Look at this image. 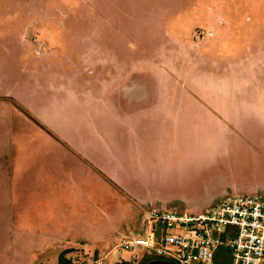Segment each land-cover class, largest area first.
Returning <instances> with one entry per match:
<instances>
[{
	"label": "crops",
	"instance_id": "crops-1",
	"mask_svg": "<svg viewBox=\"0 0 264 264\" xmlns=\"http://www.w3.org/2000/svg\"><path fill=\"white\" fill-rule=\"evenodd\" d=\"M221 6L159 0L155 17L143 18L146 30L139 18L102 14L113 28L120 19L110 35H121L123 51L81 15L74 22L86 26L68 31L67 49L36 51L50 58L51 105L7 99L14 111L0 130V206L20 216L25 231H75L82 242L93 231L103 248L118 230L143 235L150 207L167 211L185 195L201 203L184 207L204 214L219 202L203 200L264 176V37L256 35L258 47L240 44L222 56L219 44L231 34L181 35L169 26L177 12L185 20L188 12H207L214 26L226 25ZM36 84L37 93L46 89ZM44 111L72 129L57 131L66 142L58 145L61 156L32 124V117L48 122ZM57 233L43 235L56 242Z\"/></svg>",
	"mask_w": 264,
	"mask_h": 264
},
{
	"label": "rangeland",
	"instance_id": "rangeland-1",
	"mask_svg": "<svg viewBox=\"0 0 264 264\" xmlns=\"http://www.w3.org/2000/svg\"><path fill=\"white\" fill-rule=\"evenodd\" d=\"M44 1L46 2L45 7H39L37 0H0V130L5 127L3 123H6V120L3 118H8L7 112L14 111L10 107V103L6 101L7 99L10 102H15L20 97L27 98L34 107H49L51 105L49 99L52 98L53 93L47 89L52 82L51 68L47 64L50 58L38 57L36 51L67 49L70 42L68 31H76L86 26L80 23L75 24L74 18L89 15L93 24L87 25L93 28L94 26L99 27L102 32L108 35L109 46L118 47L119 45L120 51H123L125 41L122 40L121 35L119 39L110 35L116 31V23H119L120 26V19L114 20L115 28H113V25L103 22L100 16L102 14L115 16L124 14L127 17L139 18L137 26L139 29L146 30L150 27L143 18L155 17L152 5L159 2V0ZM133 2L135 6H133ZM220 2L222 5L220 11L226 17L228 24L214 26L213 19L207 12L199 14L198 12H188L186 20L180 17L177 12L173 13V17L170 18L171 30L181 35L194 34L198 30L197 33L205 35L214 28L217 32L231 34L232 39L221 41V45L219 44V53L222 56L230 55V51L237 50L240 44L250 43L253 47H258L256 44L260 40L256 39V35L262 34L259 37H264V0H220ZM174 11L176 12V10ZM52 16L55 18H51ZM251 36L252 39L249 40L248 37ZM36 82L41 83L42 87H46V89L37 93L36 88L33 89L34 86H37ZM44 116L48 121L44 125L38 124L36 117L31 118L32 124L38 125L41 131L46 132L45 138L54 143L56 150L60 143L66 144L60 139V134L57 131H72V129L68 128L67 130L59 124L51 112L44 111ZM32 129L33 127L29 125L28 130ZM61 154L62 151L59 149V155L61 156ZM235 189V191L231 190L226 194L220 193L211 200H203L202 204L208 203L213 206L227 196L256 195L264 197V176L252 178L248 183L239 184ZM4 197L5 194H0V202ZM181 197V201L173 200L177 205H172L174 207L167 211L196 215L206 210H196L193 207L185 208L184 206L191 203L199 202L200 204L201 200L198 201L194 197L189 198L185 195ZM212 206L208 208L211 209ZM14 215L15 218L11 216L10 209L0 206V264H59L58 255L66 250H71L66 256L67 259L72 262L75 260L85 261L87 264L99 259H103V264H119L121 262L147 264L166 259L157 257L146 248L120 252L117 248L120 240L130 238L125 237L128 234L124 231L120 234L118 230L109 241L103 244L104 247L100 248L101 243L98 238L101 233L92 231V239L82 242L79 238L81 233L75 231L44 233V231L32 230L28 232L19 225L20 216L18 215V221L17 215ZM99 218L100 216L93 217L98 222ZM56 233L59 234L56 242H48L43 235L49 234L51 237ZM50 237L48 238L50 239ZM168 261L170 264H178L173 260Z\"/></svg>",
	"mask_w": 264,
	"mask_h": 264
},
{
	"label": "built area",
	"instance_id": "built-area-1",
	"mask_svg": "<svg viewBox=\"0 0 264 264\" xmlns=\"http://www.w3.org/2000/svg\"><path fill=\"white\" fill-rule=\"evenodd\" d=\"M144 223L143 235L120 240V252L146 248L166 258L160 261L178 264L264 263L263 196H227L200 215L150 207L145 210ZM90 264H103V259Z\"/></svg>",
	"mask_w": 264,
	"mask_h": 264
},
{
	"label": "trees",
	"instance_id": "trees-1",
	"mask_svg": "<svg viewBox=\"0 0 264 264\" xmlns=\"http://www.w3.org/2000/svg\"><path fill=\"white\" fill-rule=\"evenodd\" d=\"M71 252V250H66V251H63L61 254H60V256H59V260H58V263L59 264H74L73 262H72V260H69V259H67V254L68 253H70ZM119 264H129L128 262H121V263H119Z\"/></svg>",
	"mask_w": 264,
	"mask_h": 264
},
{
	"label": "water",
	"instance_id": "water-1",
	"mask_svg": "<svg viewBox=\"0 0 264 264\" xmlns=\"http://www.w3.org/2000/svg\"><path fill=\"white\" fill-rule=\"evenodd\" d=\"M147 264H170L169 262H165V261H152V262H149Z\"/></svg>",
	"mask_w": 264,
	"mask_h": 264
}]
</instances>
